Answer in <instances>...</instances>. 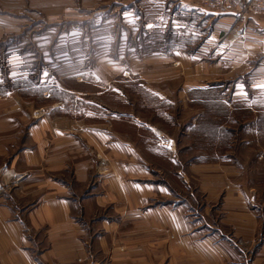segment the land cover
<instances>
[{"label": "crops", "instance_id": "1", "mask_svg": "<svg viewBox=\"0 0 264 264\" xmlns=\"http://www.w3.org/2000/svg\"><path fill=\"white\" fill-rule=\"evenodd\" d=\"M79 2L42 1L72 24L51 32L43 73L14 78L46 105L0 168V264H264V20L241 4ZM119 78L144 87L138 106L124 110Z\"/></svg>", "mask_w": 264, "mask_h": 264}, {"label": "rangeland", "instance_id": "2", "mask_svg": "<svg viewBox=\"0 0 264 264\" xmlns=\"http://www.w3.org/2000/svg\"><path fill=\"white\" fill-rule=\"evenodd\" d=\"M42 1L48 0H20V2L17 0V2L14 1L16 4L15 6L11 3L12 10H8L4 9V1L0 0V168L18 149L20 141L24 138V123L27 124L30 119L33 120V118H35L32 113L33 109L46 105L45 101L39 98L36 99L33 95L28 93L25 95L24 91L21 93L18 89L25 83L23 82L20 85L19 81L14 78L18 77L19 74L27 72V69L37 71L40 74L43 73L46 68L43 66L44 61L41 55L44 53L40 51L46 50V52L49 53L51 40L53 38L51 32L55 33L54 37L56 39V32H61L64 28L66 29L67 26L72 24V19L68 17L54 20H51L49 17L47 18L45 13L39 11ZM79 3V0H74V5L76 4V6H78ZM192 5L200 7L196 4ZM2 20L8 23L4 24ZM52 21L54 24H50ZM204 26L205 28L209 27L208 24L206 26V22ZM207 30L208 28L203 29V35ZM61 35L64 37V34ZM187 54H194V50H188ZM26 64H29L31 67L28 66V68H25ZM144 68L146 69L147 67ZM172 68H174V71L177 70V68L173 66L171 69ZM147 70H149V68ZM159 70L161 71V69ZM64 81L70 89H88V87H85L86 85H76L73 79H66ZM110 85L123 90L126 94V100H124V104L122 105L124 110H127L130 106H138L136 103V101H139L137 94L140 95L143 93L142 90H144V87L142 85L138 82L125 83L124 80L120 78L114 79L112 83L108 84V86ZM178 87L179 84H170V90L173 93L179 89ZM94 89L97 88L90 86L92 92ZM69 96L68 93H65L62 95V99L70 103L72 97ZM170 100L173 106V118L170 125L171 127L179 126V131H181L189 123L188 121L191 116L186 115V120L188 121H184L185 116L182 114L180 100L178 98H171ZM110 102L114 104L113 99H111ZM154 106L156 105L154 104ZM192 106L193 109L195 107H199L198 109L200 110L203 109L204 113H206V109L209 108L208 104H206L205 107L200 104H192ZM19 108H21L22 111H19ZM23 113H26L28 117L26 118ZM214 113H219V124L226 121L225 116H221L222 114L225 115V112L215 103ZM204 117L205 116H203V118ZM8 123L12 127L4 126V124L8 125ZM13 124L15 126H13ZM19 125L21 129H19ZM206 125L208 127L210 126L208 123L204 122V126ZM235 133L237 132L235 131Z\"/></svg>", "mask_w": 264, "mask_h": 264}, {"label": "built area", "instance_id": "3", "mask_svg": "<svg viewBox=\"0 0 264 264\" xmlns=\"http://www.w3.org/2000/svg\"><path fill=\"white\" fill-rule=\"evenodd\" d=\"M192 4L200 6L205 10H220L231 8L236 4H241L244 11L259 16L264 20V0H186Z\"/></svg>", "mask_w": 264, "mask_h": 264}]
</instances>
